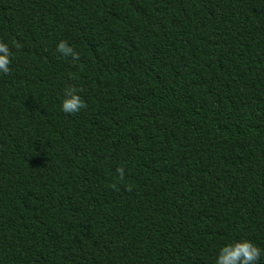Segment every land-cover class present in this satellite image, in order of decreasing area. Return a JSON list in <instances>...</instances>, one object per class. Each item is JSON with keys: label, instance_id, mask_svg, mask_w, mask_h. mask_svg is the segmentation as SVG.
Here are the masks:
<instances>
[{"label": "trees", "instance_id": "trees-1", "mask_svg": "<svg viewBox=\"0 0 264 264\" xmlns=\"http://www.w3.org/2000/svg\"><path fill=\"white\" fill-rule=\"evenodd\" d=\"M0 43V264H264V0H0Z\"/></svg>", "mask_w": 264, "mask_h": 264}, {"label": "clouds", "instance_id": "clouds-1", "mask_svg": "<svg viewBox=\"0 0 264 264\" xmlns=\"http://www.w3.org/2000/svg\"><path fill=\"white\" fill-rule=\"evenodd\" d=\"M56 50L64 56H75L72 48L63 40L57 42ZM9 49L0 43V72L9 71ZM83 102L72 89H66L60 101V109L64 113L72 114L83 108ZM117 171H120L119 169ZM261 249L249 240L233 241L222 245L216 253L214 264H257Z\"/></svg>", "mask_w": 264, "mask_h": 264}]
</instances>
